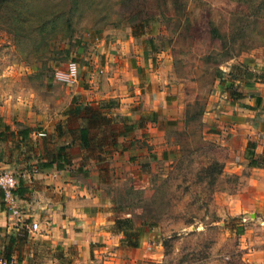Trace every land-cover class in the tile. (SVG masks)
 <instances>
[{"label":"rangeland","instance_id":"rangeland-1","mask_svg":"<svg viewBox=\"0 0 264 264\" xmlns=\"http://www.w3.org/2000/svg\"><path fill=\"white\" fill-rule=\"evenodd\" d=\"M263 51L264 0H0V159L14 155L12 170H5L16 180L17 157L31 158L35 167L50 159L72 137L66 130L77 126L65 113L72 97L73 112L81 104L99 107L127 127L117 109L118 95L129 92L108 80L117 66L137 75L143 92L178 95L181 112L175 130L164 135L170 145L160 159L115 170L112 153L122 148L119 141L125 143L118 137L101 160L112 230L122 243L136 246L141 240L132 239L134 229L148 235L158 262L147 264H178L204 245L209 257L201 264H218L234 250L246 264H264V252L259 263L247 262V250L256 248L248 238L256 233L264 247V231L257 232L255 218L243 213L250 209L236 208L232 196L240 190V177L221 165L219 146L202 141L200 121L226 101L219 85L224 74L246 79L249 60ZM135 101L133 121L144 128L135 135L148 136V112L141 98ZM5 125L34 131L21 141ZM211 162L222 166L213 182L201 170Z\"/></svg>","mask_w":264,"mask_h":264},{"label":"crops","instance_id":"crops-1","mask_svg":"<svg viewBox=\"0 0 264 264\" xmlns=\"http://www.w3.org/2000/svg\"><path fill=\"white\" fill-rule=\"evenodd\" d=\"M250 64L251 74H247L245 79L247 83L234 81L228 72L224 74L219 85L227 94L226 101H219L217 111L205 112L199 120L203 122L202 141L219 146L223 152L221 165L224 169L225 166L230 167L234 175L240 177V190L232 196L236 208L246 206L250 209L243 213L253 215V223L259 225L257 232L261 233L264 231V169L248 166L247 159L264 152V51L260 58L255 55L253 60H249ZM111 71L108 80L115 86L125 87L129 95H118L121 104L117 112L127 119V132L121 136L125 143L119 141L122 148L112 153L110 167L125 169L124 166L131 161L160 159L165 147L170 145L164 135L178 124L181 112L178 95L166 97L167 93L155 90L143 92L137 75L124 73L117 66ZM234 84L241 88L239 98L228 97L229 86ZM138 98H141V108L148 112L142 115L146 118L144 127L148 136L145 133L135 135L144 130L142 125L134 123L138 105L135 100ZM7 126H3L7 132L15 134L19 130L11 131ZM160 146L163 148L159 151H152V148ZM70 154L69 164L61 169H38L31 158L17 157L16 221L9 216L0 191V257L13 258L18 264L158 262L148 235H137L141 241L136 247H130L121 242L117 231L112 230L114 219L98 171L101 162L87 158L76 144ZM14 158V155L1 158L0 171L12 170ZM20 174L25 175L20 178ZM248 244L256 248L251 250L253 252L247 250V262L259 263L264 252L263 241L253 233Z\"/></svg>","mask_w":264,"mask_h":264},{"label":"trees","instance_id":"trees-1","mask_svg":"<svg viewBox=\"0 0 264 264\" xmlns=\"http://www.w3.org/2000/svg\"><path fill=\"white\" fill-rule=\"evenodd\" d=\"M134 68V67H133ZM231 79L234 81H237L238 83L243 82L247 83L245 81V78L242 76L234 75L232 72H229L227 74ZM248 76V75H247ZM229 98H239L241 96V88L237 87L234 90H229L228 92ZM75 99L72 97L70 99L69 108L65 112L69 116H73L74 120L77 122V126L74 127L72 130H66V133L68 135H71L72 137H69V142L63 143L61 145L56 146V149L54 150V153L52 154V157L48 159L47 161H44L38 169L43 168H50L54 167L55 169H61L63 165H67L70 162L71 154L70 150L75 142H77V147L86 154V157L89 159H93L95 161L101 162L104 156L109 154V150L111 147H113L116 143V138L124 136L127 132L126 127H124V120L122 122L118 123L114 121V119L107 115L104 111H101L99 107L92 108L89 106H85L81 104V106L73 112ZM73 114V115H72ZM200 113L197 115H191L187 117V121H193L194 119H197ZM119 124V125H118ZM123 125V126H122ZM121 127V129H120ZM8 128V127H6ZM60 129V128H59ZM58 129L57 136L63 137L60 130ZM39 130V129H35ZM33 128H22L17 130L15 133L16 136H18L19 140L25 141L31 132H33ZM41 132V135L45 137V133L43 131ZM247 165L253 168H263L264 169V152L259 154L257 157L252 158L249 157L247 159ZM221 165L217 162H211L205 167H202V172L205 173V175L213 182L214 177L220 175L221 173ZM211 182V183H212ZM127 223L130 221H126ZM134 235L132 239L137 240V230L134 229ZM237 235L239 233H236ZM168 239L162 240V246L167 247L168 246ZM174 240V239H173ZM130 247H136V243H130L127 244ZM209 250L208 245H204L202 247V251H195L193 254L189 255V258H186V256H182L178 260V264H201L200 262L205 259H208L209 255L206 253V251ZM201 256H199V254ZM165 257L167 254L164 255ZM198 256V257H194ZM226 260L218 261V264H246L242 261L241 255L234 251L230 252V255L226 257ZM172 264V263H168Z\"/></svg>","mask_w":264,"mask_h":264},{"label":"built area","instance_id":"built-area-1","mask_svg":"<svg viewBox=\"0 0 264 264\" xmlns=\"http://www.w3.org/2000/svg\"><path fill=\"white\" fill-rule=\"evenodd\" d=\"M70 82H74L75 78L68 79ZM25 174H20V178ZM17 187L16 178L9 172L0 171V191L2 193L3 202L6 205V210L12 220L16 221L18 217V210L14 205V193ZM0 264H18L13 258L0 257Z\"/></svg>","mask_w":264,"mask_h":264},{"label":"water","instance_id":"water-1","mask_svg":"<svg viewBox=\"0 0 264 264\" xmlns=\"http://www.w3.org/2000/svg\"><path fill=\"white\" fill-rule=\"evenodd\" d=\"M249 219L252 218L253 215H246Z\"/></svg>","mask_w":264,"mask_h":264}]
</instances>
